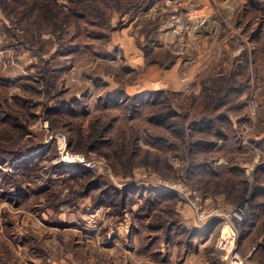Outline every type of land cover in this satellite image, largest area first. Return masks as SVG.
Here are the masks:
<instances>
[{
  "label": "rangeland",
  "instance_id": "obj_1",
  "mask_svg": "<svg viewBox=\"0 0 264 264\" xmlns=\"http://www.w3.org/2000/svg\"><path fill=\"white\" fill-rule=\"evenodd\" d=\"M258 187L264 0H0V264H264ZM197 196L249 210L238 243L192 239Z\"/></svg>",
  "mask_w": 264,
  "mask_h": 264
},
{
  "label": "built area",
  "instance_id": "obj_2",
  "mask_svg": "<svg viewBox=\"0 0 264 264\" xmlns=\"http://www.w3.org/2000/svg\"><path fill=\"white\" fill-rule=\"evenodd\" d=\"M75 160H79L84 162L81 158H74ZM190 193V191L188 192ZM196 210V216L201 225H209L216 220H220V223L229 224L234 228L235 231H238L243 226V223L247 222L250 216L249 210L242 205H215L209 204L203 198H195L193 203ZM237 234V232H236ZM231 260L230 264H247V258L242 257L241 252L237 248V246H233L231 249ZM252 254V252H250Z\"/></svg>",
  "mask_w": 264,
  "mask_h": 264
},
{
  "label": "crops",
  "instance_id": "obj_3",
  "mask_svg": "<svg viewBox=\"0 0 264 264\" xmlns=\"http://www.w3.org/2000/svg\"><path fill=\"white\" fill-rule=\"evenodd\" d=\"M174 65H175V63H174ZM173 65V66H174ZM174 70H175V66L172 68V70L171 69H169V71H168V75L169 76H173V77H171V83H169V85L171 84L172 86H174V87H176L177 85V81H176V77L174 76ZM190 75H191V73H189ZM170 79V78H169ZM187 81H190L191 80V78H187L186 79ZM187 81H185V85H187V84H189ZM184 85V86H185ZM189 86V85H188ZM178 87V86H177ZM177 90V89H176ZM193 214V213H192ZM193 217H194V214H193ZM194 219H195V217H194ZM195 221H196V219H195ZM197 223H198V225H197ZM146 224H148V223H146ZM222 227H221V229L223 228V231H224V228H225V226H228V227H230V229L233 231V227L232 226H230L229 224H223L222 223ZM196 226H198L197 228H196V230L194 231V234H193V238L192 239H195L196 241L198 240V239H201L202 237H207L206 236V233H204L202 230L204 229V227L203 226H201V224L199 223V222H197L196 221ZM175 227H172L170 230H168V235L165 237L166 238V247H167V251L169 250L170 252H171V254H173V255H175V253H176V251L177 250H182V251H186V250H184L183 248H181V246H182V243H180L179 242V240L177 241V239H179L181 236H184L185 237V233L184 232H182L181 234H178V235H176V232H174V229ZM149 230H154L155 231V229L154 228H148ZM156 231H158L160 234H162L163 232L161 231V230H156ZM180 231L181 230H179V233H180ZM162 232V233H161ZM215 233V232H214ZM214 233H210V235H212V234H214ZM131 234H133V236L132 235H129V242H131V239H132V242H133V244H134V241H135V239L136 238H138L139 240H140V238H142L143 236H141V234L142 233H140V232H134V230H132V232H131ZM160 237H162L161 235H159ZM223 241L224 240H222V243H223ZM202 242V241H201ZM236 242L238 243V240H237V238H236ZM204 243V242H203ZM203 243H200V245H202ZM113 244V243H112ZM196 243H195V241H194V243H193V245L192 244H190L189 246H188V248H187V251H192L193 250V247H194V245H195ZM205 244V243H204ZM168 245V246H167ZM236 245V244H235ZM180 246V247H179ZM201 246H199V247H197V248H194L195 250H197V252H201L202 251V249L200 248ZM141 247L140 246H138V245H134V248H133V250H132V252L133 253H135V256L137 257V258H140L141 256H143V254L141 253V249H140ZM147 250H148V248H147ZM140 251V252H139ZM194 251V250H193ZM192 251V252H193ZM160 253V251H157L156 253H153V254H155V256H158V255H156V254H159Z\"/></svg>",
  "mask_w": 264,
  "mask_h": 264
},
{
  "label": "trees",
  "instance_id": "obj_4",
  "mask_svg": "<svg viewBox=\"0 0 264 264\" xmlns=\"http://www.w3.org/2000/svg\"><path fill=\"white\" fill-rule=\"evenodd\" d=\"M196 103L197 102H195V103H193V105L195 104L196 105ZM224 106V107H223ZM227 105H221L220 107H223V108H225ZM217 109V108H216ZM205 120H207L206 118H205ZM222 121H223V119H222ZM200 124H202V123H200ZM200 128H201V130L204 128L203 127V125H201L200 126ZM222 134H223V131H222ZM225 138L226 139H228V137L227 136H225ZM200 144H202V143H200V142H196L195 143V145L194 146H198V147H200L201 146V148H208L207 146H203V145H200ZM193 164H196V163H193ZM195 168H197L198 170H200V172H206V170L207 171H209L210 170V168L208 167V166H206V165H202V164H196L195 165ZM207 173V172H206ZM99 183V180H97V181H94L93 183H92V186H91V189H89L88 188V193H85V194H89V191H91V190H93V189H96L97 188V185L96 184H98ZM131 188H133V187H131ZM141 188H143V189H145L146 191L145 192H147V193H152L153 191L154 192H157V193H160L161 195H159L160 197H165L164 195H162V194H165L161 189H154V188H151L150 186H140V187H138V190H140ZM133 189H128L127 188V190L125 189V190H123V191H117V192H120V193H118L119 195H121V204L122 203H125V201H124V199H125V197H126V195H128V193L127 192H130L131 193V191H132ZM257 195H258V192H259V195L260 194H262V195H264V189H262L261 187H258L257 188ZM108 193V189H104V190H102L101 192H100V194L101 195H108L107 194ZM157 193H155V194H157ZM169 194V193H168ZM82 195V194H81ZM254 195H256L255 193H254ZM91 196V195H90ZM125 196V197H124ZM157 198V197H156ZM256 198V197H255ZM91 200H92V197H91ZM94 200H92V202H93ZM112 201V200H111ZM111 201L110 200H108V201H106V202H101V203H99V204H108V205H112V207H115V203H111ZM149 201V200H148ZM91 202V203H92ZM151 203V202H150ZM154 203V202H153ZM123 205V204H122ZM156 206L155 205H153L152 203H151V207L149 208V212L150 211H152L154 208H155ZM93 209H95V208H93ZM255 211V210H254ZM138 212H140V211H138ZM137 212V213H138ZM141 213V212H140ZM151 213H155V212H150V213H147V216H145V215H142V213L140 214V216H142V219L144 218L143 216H145V218L146 217H148ZM254 214V213H253ZM257 213H256V211H255V214L254 215H256ZM144 226V225H143ZM176 225L175 224H171L170 225V228H167L168 230H170L172 227H175ZM204 227V229L202 230L204 233H211L212 232V228H213V224L212 225H207V226H203ZM132 230H134V232H140V233H142V231H143V228H139V227H137V226H133L132 227ZM211 230V231H210ZM148 247H146V249H147Z\"/></svg>",
  "mask_w": 264,
  "mask_h": 264
},
{
  "label": "bare ground",
  "instance_id": "obj_5",
  "mask_svg": "<svg viewBox=\"0 0 264 264\" xmlns=\"http://www.w3.org/2000/svg\"><path fill=\"white\" fill-rule=\"evenodd\" d=\"M235 238H236L235 232H231V229L229 227H226L223 231V238H222L224 240L223 243H225L224 245L225 246L228 245L229 248H231V246L235 243Z\"/></svg>",
  "mask_w": 264,
  "mask_h": 264
}]
</instances>
